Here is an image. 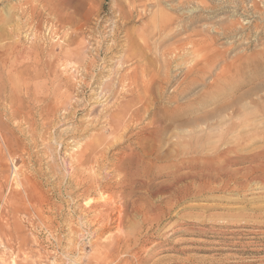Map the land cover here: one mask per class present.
I'll use <instances>...</instances> for the list:
<instances>
[{"label": "rangeland", "instance_id": "1", "mask_svg": "<svg viewBox=\"0 0 264 264\" xmlns=\"http://www.w3.org/2000/svg\"><path fill=\"white\" fill-rule=\"evenodd\" d=\"M131 42L145 60H128ZM91 142L107 190L85 196ZM263 151L264 0H0V264H110L84 205L112 197L104 235L132 246L111 264H264Z\"/></svg>", "mask_w": 264, "mask_h": 264}, {"label": "bare ground", "instance_id": "2", "mask_svg": "<svg viewBox=\"0 0 264 264\" xmlns=\"http://www.w3.org/2000/svg\"><path fill=\"white\" fill-rule=\"evenodd\" d=\"M32 12V11H31ZM36 12V11H35ZM33 15V14H32ZM29 26V25H28ZM31 27V26H30ZM16 35V34H15ZM76 36V35H75ZM129 38V37H128ZM73 39V38H72ZM132 39V38H131ZM130 39V40H131ZM136 39V38H135ZM134 39V40H135ZM130 40H128V44H129V42H130ZM144 40V39H143ZM73 41V40H72ZM116 41V40H115ZM140 41V40H139ZM137 42H138V40H137ZM189 42V41H188ZM136 43V42H135ZM135 43H132L131 42V44L132 45H130L132 48H130V47H128V48H130L131 49V51L129 52V55H128V60L129 61H132V60H145L146 59V55H147V53L144 51V49L143 48H140V46H138V44H139V42H138V44L136 43V45H135ZM144 44V43H143ZM68 45V44H67ZM71 45V44H70ZM145 48H146V46H145ZM148 48V47H147ZM4 49V48H3ZM111 49H113V48H111ZM129 49V50H130ZM172 51V50H171ZM151 52V51H150ZM149 54V53H148ZM172 57V56H171ZM58 60V59H57ZM89 60V59H88ZM164 60V59H163ZM174 60V59H173ZM86 62V61H85ZM99 62V61H98ZM171 64V63H170ZM44 68V67H43ZM53 69V68H52ZM82 69V68H81ZM96 70V69H95ZM136 72H135V76H134V79H135V81H134V83H133V89H132V94L131 95H134L135 96V98L132 100V102L134 103V104H130V106H133L134 108L136 107V110L135 111H133L132 113H130V117L132 118V120H135V119H137L138 118V121H140V120H142V118L141 119H139V116L142 114V115H144L143 113L144 112H142L141 113V111H145L146 113H148V106H147V104H146V100H148L149 99V97H150V91H149V85H139V77L137 76V72L139 71V70H135ZM142 73H144V70L142 71ZM140 74H141V72H140ZM167 74H168V72H167ZM64 76V75H63ZM141 77L142 78H144L143 77V74L141 75ZM141 77H140V79H141ZM128 78H129V76H128ZM39 79V78H38ZM119 79V78H118ZM165 80L167 81V83L170 81V77H169V74L168 75H166V78H164L163 77V81H164V83H165ZM132 81H133V79H132ZM142 81V80H141ZM117 84V83H116ZM237 84V83H236ZM217 85V84H216ZM219 85H221V84H219ZM259 85V84H258ZM115 86V85H114ZM218 86V85H217ZM220 87V86H219ZM218 87V88H219ZM213 88V87H212ZM120 89V88H119ZM217 89V88H216ZM223 89V88H222ZM221 90V89H220ZM223 90H225V89H223ZM157 91V90H156ZM211 91V90H210ZM213 91V90H212ZM219 91V90H218ZM214 92V91H213ZM222 92V91H221ZM207 95V94H206ZM217 95H219V92H218V94ZM225 95V94H224ZM223 95V96H224ZM205 96V95H204ZM220 96V95H219ZM6 97V96H5ZM206 98V97H205ZM2 99V98H1ZM217 99H218V97H217ZM176 100V99H175ZM191 100V99H190ZM206 100V99H205ZM173 101V100H172ZM3 102V101H2ZM176 102V101H175ZM231 102V101H230ZM12 104V103H11ZM129 105V104H128ZM177 107V106H176ZM179 107V106H178ZM217 107V106H216ZM232 107V106H231ZM188 108H190V107H188ZM219 108V107H218ZM228 108V107H227ZM118 109V108H117ZM128 109H130V107H128ZM176 109V108H175ZM180 109V108H179ZM246 109V108H245ZM49 110V109H48ZM187 110V109H186ZM229 110V109H228ZM244 110V109H243ZM247 110V109H246ZM261 110V109H260ZM130 112H131V110H129ZM167 111V110H166ZM170 111H173V110H170ZM227 111V110H226ZM245 111V110H244ZM251 111H252V109H251ZM258 111V110H257ZM179 112V111H178ZM253 112V111H252ZM252 112H250V115H247V113H245L246 114V116L242 119V121H243V125L242 126H244V124L246 123V124H248L250 121L249 120H247L248 119V117L249 116H251V113ZM255 112V111H254ZM13 113V112H12ZM120 113V112H119ZM168 113V112H167ZM212 113V112H211ZM232 113V112H231ZM244 113V112H243ZM168 114H170V113H168ZM114 115V114H113ZM176 115V114H175ZM174 115V116H175ZM129 116V115H128ZM173 116V115H172ZM172 116H170V117H172ZM108 117V116H107ZM203 117V116H202ZM217 117V116H216ZM114 116L112 117V119H113V121L110 123V121L108 122V125L116 132V133H118L119 131H120V128L122 127L123 129H125L124 131H128V129H129V127H128V123H126V121H123V122H121V121H119V123H117L115 120H114ZM166 118V117H165ZM200 118V117H199ZM208 118V117H207ZM211 118V117H210ZM172 119V118H171ZM201 119V118H200ZM108 120V119H107ZM195 120H197V118L195 119ZM135 121H137V120H135ZM202 121H203V119H202ZM256 121V120H255ZM100 122V121H99ZM134 122V121H133ZM171 122V121H170ZM189 123V122H188ZM211 123V122H210ZM24 124V123H23ZM93 124V123H92ZM181 124V123H180ZM213 124V123H212ZM245 124V125H246ZM214 125V124H213ZM184 126V125H183ZM236 129V128H235ZM202 132V131H201ZM120 133H125V132H120ZM149 133V132H148ZM159 133V132H158ZM203 133V132H202ZM178 134V133H177ZM119 136V135H118ZM117 136V137H118ZM154 136H156V135H154ZM158 136V135H157ZM156 136V137H157ZM116 137V138H117ZM256 137V136H255ZM179 138V137H178ZM247 138V137H246ZM238 139V138H237ZM100 141V140H99ZM119 141H121V140H119ZM104 142V146L103 147H105L106 146V150H110V148H111V146H113V145H111V143H107V141L105 140V141H103ZM175 142V141H174ZM98 143V142H97ZM96 142H91V143H88V144H86L85 146H84V148H83V151H80V153L76 156V159H77V162H78V164H79V167H80V169H81V172H80V176L82 175V177H83V175H86V177H87V175L89 176V178H90V182H88L87 184L89 185V189L85 192L86 194H85V196H92L93 194H94V196H95V193H97L98 192V194L102 191V190H107V187H105V186H103V184H102V182L101 181H99V179H98V176L96 175L97 173L94 171V167H96V166H98V165H100V160L99 159H97V158H95L94 156V154L95 153H98L99 155H100V157H101V159H102V161H105V158L103 157V151L102 150H100L99 148H98V144H97ZM100 143V142H99ZM102 143V142H101ZM117 143V142H116ZM249 143V142H248ZM178 144V143H177ZM100 145V144H99ZM157 147V146H156ZM187 147V146H186ZM241 148V147H240ZM104 149V148H103ZM145 150V149H144ZM153 150V149H152ZM144 152V151H143ZM142 152V153H143ZM187 152V151H186ZM219 152V151H218ZM264 152V151H263ZM226 153V152H225ZM158 154V153H157ZM264 153H262V155H263ZM98 155V156H99ZM170 155L171 154H169V158H170ZM183 156V155H182ZM217 156V155H216ZM256 156H258V155H256ZM260 156H261V153H260ZM172 157V156H171ZM259 157V156H258ZM194 158V157H193ZM166 159H168L167 157H166ZM219 159H221V160H223L224 162L225 161H227L228 160V157L227 156H220V158ZM176 161V160H175ZM191 162V161H190ZM204 162V161H203ZM209 162V161H208ZM76 163V162H75ZM192 163V162H191ZM182 164V167L181 168H188V166H186V163L185 162H182L181 163ZM190 164V163H189ZM205 164H209V163H205ZM219 164H220V162H219ZM102 165V164H101ZM260 165H262V164H260ZM102 166H104V163H103V165ZM178 167H180L179 165H178ZM177 167V168H178ZM190 167V166H189ZM193 167V166H192ZM3 169V168H2ZM180 170V169H179ZM256 171V170H255ZM175 173V172H174ZM189 173V172H188ZM238 173V172H237ZM107 174L109 175L110 174V170L107 172ZM177 174V173H176ZM210 174V173H209ZM172 175V174H171ZM191 175H192V173H191ZM190 175V176H191ZM149 176V175H148ZM182 176V175H181ZM190 176L187 174L185 177H184V175H183V177H180V176H178V177H176L173 181H172V184H171V188H172V186H173V190L172 191H174L175 190V188H176V190H177V186L178 185H180V184H182V181H187L188 179H191L190 178ZM202 176V175H201ZM204 176V175H203ZM248 176V175H247ZM85 177V176H84ZM203 178V177H202ZM187 179V180H186ZM79 180V179H78ZM82 180V179H81ZM80 180V181H81ZM86 180H88L87 178H86ZM80 181H78V182H80ZM84 181V180H83ZM83 181H81L80 183H78V184H76L78 187H82L83 185H84V183H82ZM192 181V180H191ZM193 182V181H192ZM199 182V181H198ZM118 183V182H117ZM187 183V182H186ZM227 183V182H226ZM214 184V183H213ZM183 185V184H182ZM202 185V184H201ZM211 185V184H210ZM76 186V187H77ZM143 186V185H142ZM230 186V185H229ZM237 186V185H236ZM10 187V186H9ZM11 187H12V185H11ZM17 188V187H16ZM112 188V187H111ZM168 188H169V186H168ZM249 188V187H248ZM192 189V188H191ZM204 189H206L205 187H204ZM214 189V188H213ZM170 191V190H169ZM175 192V191H174ZM177 192V191H176ZM175 192V193H176ZM192 192H193V190H192ZM141 193V192H140ZM146 193V192H145ZM170 193V192H169ZM174 193V194H175ZM210 193V192H209ZM177 195H176V198L178 197V199H187L190 195V186H189V184H185L184 185V187L181 189V190H179L177 193H176ZM102 195V194H101ZM104 195V194H103ZM41 196V195H40ZM44 198V197H43ZM171 198H172V196H171ZM175 198V199H176ZM174 199V198H173ZM172 199V200H173ZM176 200V202H178L179 200ZM193 199V198H192ZM90 200V199H89ZM101 200V199H100ZM171 200V199H170ZM91 201H92V203H94L93 202V199H91ZM99 201V200H98ZM37 202V201H36ZM44 202V201H43ZM180 202V201H179ZM95 203H96V201H95ZM168 203H170L169 201H168ZM173 203V202H172ZM91 203H90V201L89 202H86L85 203V207L86 208H89L90 210L89 211H96V212H98V213H96L95 215H94V218L92 219V221L91 222H89L92 226H94V227H97L98 226V228L96 229V232H97V234H100V236H102V238H103V245H102V243H101V246H99L100 244H98L99 243V240L98 241H96V243H97V245H96V247L98 248V249H100V250H102V251H105V253H107L108 255H110V261H111V263H114V262H116V261H118V263H119V260H121L122 258L120 257V255L124 252L125 254L126 253H128V251L131 249L130 248V245H131V241H130V239L129 240H121V238L120 237H113V236H110L111 234H108V235H104V234H107L108 233V231L110 230H112V228H113V225H115L114 223V215L113 214H115L114 213V209L115 208H112V206L113 205H115V199L112 197V198H109V199H105L104 201H103V203H99V205H90ZM178 204V203H177ZM78 206V205H77ZM90 206V207H89ZM6 207V206H5ZM34 207V206H33ZM163 207V206H162ZM169 207H170V205H169ZM38 208V207H37ZM58 208V207H57ZM159 208V207H158ZM3 209V208H2ZM34 209H36V207L34 208ZM33 209V210H34ZM82 209V208H81ZM122 209V208H121ZM121 209L118 211V216H117V226H116V230L114 231V232H116L117 231V233L118 234H121V232H122V230H123V228L121 229V225H123L122 223H123V220H124V216H123V214H122V212H121ZM160 209V208H159ZM32 210V211H33ZM86 210V209H85ZM1 211V210H0ZM31 211V210H30ZM35 211V210H34ZM117 211V210H116ZM30 213V212H29ZM162 214V213H161ZM31 215V214H30ZM125 215V214H124ZM34 216V215H33ZM88 217V216H87ZM148 217V216H147ZM152 217V216H151ZM150 217V218H151ZM161 217V216H160ZM47 218V217H46ZM127 218V217H126ZM155 218V217H154ZM186 218V217H185ZM55 219V218H54ZM115 219H116V217H115ZM144 220V219H143ZM182 220V219H181ZM155 221V220H154ZM156 221H158V220H156ZM155 221V222H156ZM48 222V221H47ZM152 222V221H151ZM190 222V221H189ZM158 223V222H157ZM179 225V224H178ZM124 226V225H123ZM149 227V226H148ZM151 227V226H150ZM82 228V227H81ZM89 229V228H88ZM93 229V228H92ZM181 229V228H180ZM53 231V230H52ZM87 231V230H86ZM75 232V231H74ZM77 232V231H76ZM75 232V233H76ZM92 232V231H91ZM89 233V232H88ZM95 233V232H94ZM110 233V232H109ZM123 234H125V231H124V233ZM136 234V233H135ZM134 234V235H135ZM82 235V234H81ZM127 235V234H126ZM126 235H124L125 237H126ZM165 235V234H164ZM190 235V234H189ZM9 236V235H8ZM22 236V235H21ZM92 236V235H91ZM71 237V236H70ZM121 237H123V236H121ZM127 238H129V237H127ZM93 239V238H92ZM95 240H96V238H94ZM98 239V238H97ZM63 240V239H62ZM71 241V240H70ZM81 241V240H80ZM69 242V241H68ZM138 242V241H137ZM70 243V242H69ZM72 243V242H71ZM35 244V243H34ZM93 245V244H92ZM132 246V245H131ZM18 247V246H17ZM93 247H94V245H93ZM69 248V247H68ZM85 248V247H84ZM130 248V249H129ZM72 249V248H71ZM63 250V249H62ZM79 250V249H78ZM97 250V249H96ZM16 251V250H15ZM69 251V250H68ZM146 251V250H145ZM99 252V251H98ZM102 253V252H101ZM101 253H99V254H101ZM27 254V253H26ZM67 255H68V253H66ZM84 254V253H83ZM103 254V253H102ZM101 254V255H102ZM20 255V254H19ZM100 255V256H101ZM104 255V254H103ZM128 255V254H127ZM16 256V255H15ZM122 256H123V254H122ZM31 257V256H30ZM29 257V258H30ZM104 257H106V255L104 256ZM104 257H103V259H101V258H95V264H102V263H104L105 262V259H104ZM127 257V256H126ZM40 258V257H39ZM124 258V257H123ZM128 258H129V256H128ZM48 259V258H47ZM72 259V258H71ZM69 260V259H68ZM3 261V260H2ZM78 261V260H77ZM109 261V262H110ZM122 261V260H121ZM37 262V261H36ZM75 262V261H74ZM88 262V261H87ZM102 262V263H101ZM126 262V261H125ZM110 263V264H111ZM128 262H126L125 264H127ZM26 264V263H25ZM80 264H82V263H80ZM84 264V263H83ZM108 264V263H107ZM120 264H122V263H120ZM139 264V263H138Z\"/></svg>", "mask_w": 264, "mask_h": 264}]
</instances>
